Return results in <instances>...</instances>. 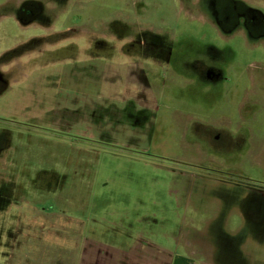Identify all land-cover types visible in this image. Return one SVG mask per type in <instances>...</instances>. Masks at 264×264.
<instances>
[{
  "label": "rangeland",
  "instance_id": "obj_1",
  "mask_svg": "<svg viewBox=\"0 0 264 264\" xmlns=\"http://www.w3.org/2000/svg\"><path fill=\"white\" fill-rule=\"evenodd\" d=\"M24 1L0 0V211L16 210L7 195L72 213L83 194L110 220L191 243L196 264H218L217 228L247 232V264H264V234L249 228L264 227V212L248 222L240 196L224 200L234 184L264 190V38L221 32L200 0H31L40 13L25 24ZM243 1L264 13V0ZM142 33L179 53L230 49L222 79L183 68L193 52L155 60ZM195 121L210 126L202 137ZM216 133L241 138L223 145ZM81 181L91 185L77 193Z\"/></svg>",
  "mask_w": 264,
  "mask_h": 264
},
{
  "label": "crops",
  "instance_id": "obj_2",
  "mask_svg": "<svg viewBox=\"0 0 264 264\" xmlns=\"http://www.w3.org/2000/svg\"><path fill=\"white\" fill-rule=\"evenodd\" d=\"M90 185L81 181L74 187L78 193ZM4 198L16 210L0 211V264H196L170 233L156 232L152 224L148 230L131 229L130 217L121 221L117 213L111 217L119 221L110 220L93 212L94 203L83 194L73 196L72 213L48 212L27 198ZM143 220L137 217L133 224Z\"/></svg>",
  "mask_w": 264,
  "mask_h": 264
},
{
  "label": "flooded vegetation",
  "instance_id": "obj_3",
  "mask_svg": "<svg viewBox=\"0 0 264 264\" xmlns=\"http://www.w3.org/2000/svg\"><path fill=\"white\" fill-rule=\"evenodd\" d=\"M182 5L191 8L190 5H195L191 0H181ZM200 5L210 14L211 19L217 26V28L225 33L232 34L238 28H243L247 35L254 38H264V13L243 0H200ZM40 13V8L34 4V1L25 0L19 7L18 15L22 22H32L35 17ZM158 37V38H157ZM128 40H134V37H127ZM138 43L144 50L151 51L154 55V59H161V56L165 55L163 52H168L169 59L175 58H191V53L197 55L191 62L184 63L183 68L191 69L201 76L204 81L217 82L223 77V59L225 54L230 50H221L213 45L203 46L201 49L195 51L185 50L179 53L174 51L173 46H169V50L163 49V43H166L165 37L160 38L157 35H151L148 33H142L136 37ZM147 43V44H146ZM7 80L4 73L0 70V89L5 87ZM209 125L201 122H192L190 129L191 134L195 137H202L203 130L209 129ZM229 136V135H228ZM227 136V137H228ZM215 140H220L223 145H228L236 141H240V134H233L229 136V140H222L220 133L213 135ZM234 184V183H233ZM249 191L243 196L245 192L240 189L239 186L234 184L232 189H228L224 194V200L227 204L233 205L234 200L240 196L241 211L243 216L250 222L252 214L264 212V190L257 189L255 185H250ZM253 186V187H252ZM252 187V188H251ZM233 197V198H232ZM232 203V204H231ZM262 224V223H261ZM250 233L264 234V227L259 225L257 228L254 224L249 227ZM189 234L193 233L191 228L187 229ZM215 234L216 239L213 240L217 246V258L218 264H247L245 259V252L242 245L244 244V236L247 234L245 231L239 232L237 235L228 233L227 231L217 228L212 231ZM188 247H191V243H186Z\"/></svg>",
  "mask_w": 264,
  "mask_h": 264
}]
</instances>
